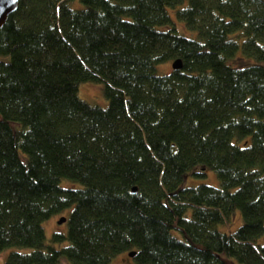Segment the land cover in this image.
Returning <instances> with one entry per match:
<instances>
[{
  "label": "trees",
  "instance_id": "16d2710c",
  "mask_svg": "<svg viewBox=\"0 0 264 264\" xmlns=\"http://www.w3.org/2000/svg\"><path fill=\"white\" fill-rule=\"evenodd\" d=\"M70 1L19 0L0 26V250L29 248L4 264H264V0ZM197 167L219 185L179 187Z\"/></svg>",
  "mask_w": 264,
  "mask_h": 264
},
{
  "label": "rangeland",
  "instance_id": "374dc122",
  "mask_svg": "<svg viewBox=\"0 0 264 264\" xmlns=\"http://www.w3.org/2000/svg\"><path fill=\"white\" fill-rule=\"evenodd\" d=\"M70 6L72 8H82L84 7V4L80 0H71ZM175 9L169 8V14L172 16L174 24L176 25V29L179 33L184 34L186 36L194 37L195 31L185 26L181 20L177 19L174 13ZM157 27H163V26H157ZM250 59L247 57H244L240 54L234 56L231 61L239 64H243L248 62ZM172 61H164L155 66V72L158 74H166L169 73L172 70ZM103 90V84L99 81H80L77 88V93L80 98L86 100L87 102L91 104H96L102 107H106L108 105V98L105 96ZM192 171H201L204 174H193L191 171H187L185 176L180 180L179 187H185V186H194L198 184H208L212 186H218L219 181L216 173L212 171L211 168L206 167L204 170H200L199 167L196 169H193ZM61 186H70V187H80L79 183L69 181L67 179H61L60 181ZM70 209H63L60 212L52 214L49 218L43 221V228L45 232V238L47 243H50V238L53 232H63L65 233L67 230V223L66 221L62 223H58L57 220L60 216H67ZM239 209H234L229 220L226 222H221L217 224V228L220 231L225 232H232L234 231L237 226L242 222V216L239 212ZM264 242V231L263 233L257 238L256 243H263ZM66 243V241L62 242H53V245L56 248H59L63 246ZM14 250H22L27 251L29 248H19L10 246L6 247L2 250H0V264H4L5 258L7 254L10 251ZM228 264H242L238 261H236V258L229 257L227 258ZM59 264H71L69 260L64 255L59 256ZM111 264H133L131 255H129V251L125 250L120 253L115 254L110 259Z\"/></svg>",
  "mask_w": 264,
  "mask_h": 264
},
{
  "label": "water",
  "instance_id": "95a60500",
  "mask_svg": "<svg viewBox=\"0 0 264 264\" xmlns=\"http://www.w3.org/2000/svg\"><path fill=\"white\" fill-rule=\"evenodd\" d=\"M19 0H0V26L3 25L4 21L7 19L8 15L13 12V10H16L18 6ZM173 69L180 68L181 67V60L180 58H176L172 61ZM202 170H204V167H201ZM133 191L136 190L135 187L132 188ZM66 219V216H60L57 220L58 223L64 222ZM133 253L130 252L129 255H132Z\"/></svg>",
  "mask_w": 264,
  "mask_h": 264
}]
</instances>
